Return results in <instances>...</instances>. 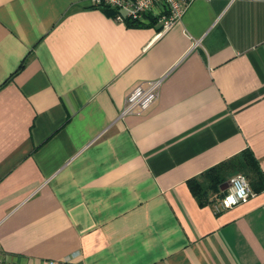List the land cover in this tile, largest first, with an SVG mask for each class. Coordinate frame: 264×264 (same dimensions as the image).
Listing matches in <instances>:
<instances>
[{
  "label": "crops",
  "instance_id": "crops-1",
  "mask_svg": "<svg viewBox=\"0 0 264 264\" xmlns=\"http://www.w3.org/2000/svg\"><path fill=\"white\" fill-rule=\"evenodd\" d=\"M137 23L0 0V262L264 264V0ZM247 154L261 186L216 211Z\"/></svg>",
  "mask_w": 264,
  "mask_h": 264
},
{
  "label": "built area",
  "instance_id": "built-area-1",
  "mask_svg": "<svg viewBox=\"0 0 264 264\" xmlns=\"http://www.w3.org/2000/svg\"><path fill=\"white\" fill-rule=\"evenodd\" d=\"M191 0H93L96 6L110 8L115 11V18L118 20H130L136 22L157 21L160 24L161 32H165L170 26L181 17L185 6ZM161 80H148L134 86L125 98L121 111L122 115L130 113L145 112L157 99ZM243 192L241 198L238 194ZM233 195L236 202L226 204L229 195ZM253 195V191L242 174L231 177L228 187L219 200L214 204V209L220 211L231 208L237 204L247 201ZM0 264H10L2 263ZM46 264H57L48 261ZM75 264V263H71Z\"/></svg>",
  "mask_w": 264,
  "mask_h": 264
},
{
  "label": "trees",
  "instance_id": "trees-1",
  "mask_svg": "<svg viewBox=\"0 0 264 264\" xmlns=\"http://www.w3.org/2000/svg\"><path fill=\"white\" fill-rule=\"evenodd\" d=\"M131 22L133 23L136 21H131ZM139 23L140 22H138L137 24ZM245 157L246 158L242 162L239 161L237 170L243 173L245 178L248 179V183L251 186V188L259 189V186L256 187V185L258 184L257 182L262 178L260 169L258 168L256 160L252 157L251 154H247Z\"/></svg>",
  "mask_w": 264,
  "mask_h": 264
},
{
  "label": "clouds",
  "instance_id": "clouds-1",
  "mask_svg": "<svg viewBox=\"0 0 264 264\" xmlns=\"http://www.w3.org/2000/svg\"><path fill=\"white\" fill-rule=\"evenodd\" d=\"M241 198H243L244 197V193L243 192H241V193H239L238 194ZM236 202V200H235V198H234V196L233 195H229V197L226 199V201H225V203L226 204H228V203H235Z\"/></svg>",
  "mask_w": 264,
  "mask_h": 264
},
{
  "label": "water",
  "instance_id": "water-1",
  "mask_svg": "<svg viewBox=\"0 0 264 264\" xmlns=\"http://www.w3.org/2000/svg\"><path fill=\"white\" fill-rule=\"evenodd\" d=\"M228 187V182L226 183L225 187H221V190H224Z\"/></svg>",
  "mask_w": 264,
  "mask_h": 264
}]
</instances>
